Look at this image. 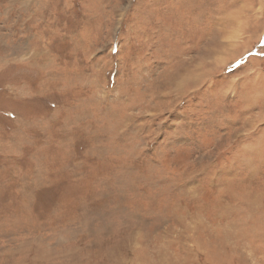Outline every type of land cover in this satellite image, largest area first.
Listing matches in <instances>:
<instances>
[{
  "label": "rangeland",
  "instance_id": "rangeland-1",
  "mask_svg": "<svg viewBox=\"0 0 264 264\" xmlns=\"http://www.w3.org/2000/svg\"><path fill=\"white\" fill-rule=\"evenodd\" d=\"M0 264H264V0H0Z\"/></svg>",
  "mask_w": 264,
  "mask_h": 264
}]
</instances>
